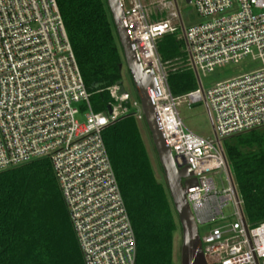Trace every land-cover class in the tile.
<instances>
[{
	"label": "built area",
	"instance_id": "obj_1",
	"mask_svg": "<svg viewBox=\"0 0 264 264\" xmlns=\"http://www.w3.org/2000/svg\"><path fill=\"white\" fill-rule=\"evenodd\" d=\"M120 2L138 68L154 80L149 100L164 145L174 165L189 170L182 183L195 182L185 197L204 260L264 264V222L252 225L245 219L221 144L264 128V0H190L203 22L187 29L172 3L167 19L150 22L141 0ZM175 22L199 87L179 97L168 88L167 69L155 48L159 38L178 31ZM247 57L263 68L201 87L200 75ZM106 93L110 102L104 114L91 105L56 0H0V172L47 160L82 262L136 264L133 226L103 134L120 119L140 122L144 115L121 85ZM199 102L213 127L209 140L179 118V105ZM217 173L227 183L222 191L213 182Z\"/></svg>",
	"mask_w": 264,
	"mask_h": 264
},
{
	"label": "trees",
	"instance_id": "obj_2",
	"mask_svg": "<svg viewBox=\"0 0 264 264\" xmlns=\"http://www.w3.org/2000/svg\"><path fill=\"white\" fill-rule=\"evenodd\" d=\"M90 102L97 112L110 102L106 88L121 81L122 51L105 0H56ZM167 84L179 97L197 89L186 49L176 33L155 43ZM185 63H184V62ZM223 144L248 224L264 222V130L229 137ZM226 139V140H228ZM136 242V264H175L173 234L180 230L134 118L103 134ZM0 264H84L66 207L47 160L0 172Z\"/></svg>",
	"mask_w": 264,
	"mask_h": 264
},
{
	"label": "water",
	"instance_id": "obj_3",
	"mask_svg": "<svg viewBox=\"0 0 264 264\" xmlns=\"http://www.w3.org/2000/svg\"><path fill=\"white\" fill-rule=\"evenodd\" d=\"M105 2L108 13L111 15L119 47L122 51L123 61L126 69L129 71L140 108H142L145 127H147L149 132L158 165H160L170 201L173 203L177 221L180 225L182 241L179 255L180 264H207L202 254L197 225L196 222H194L189 204L185 197L187 190L191 185H195V182L191 179L182 183V180L189 178V170L188 168H177L176 165H174L172 155L164 145L149 100V90L154 86V80L151 75L143 73L138 68L134 50H132L131 42L129 41L128 32L124 27V12L121 2L120 0H105ZM184 2L186 5L190 4V0H184ZM109 110L110 109H108V111Z\"/></svg>",
	"mask_w": 264,
	"mask_h": 264
},
{
	"label": "rangeland",
	"instance_id": "obj_4",
	"mask_svg": "<svg viewBox=\"0 0 264 264\" xmlns=\"http://www.w3.org/2000/svg\"><path fill=\"white\" fill-rule=\"evenodd\" d=\"M141 2L148 14V20L150 22H159L167 19L171 12L170 10L172 9L171 3L174 5V10H176L180 15L183 29H187L190 26H194L203 22V20L197 15V12L194 10L192 5H186L184 0H141ZM174 25L177 27L178 30L177 32H175L177 38L182 40L183 42L182 30L180 25H178L177 22H175ZM186 61L189 65L188 58L186 59ZM188 68H190L195 78L194 70L190 67V65ZM261 68L263 67L260 65V63L254 62L249 57H247L246 59H243L237 64H228L227 66L221 67L217 71V73L208 74L205 76L200 75L201 87H203L204 90H207L208 87L211 85L245 76L248 73L260 70ZM120 70L121 81L119 85H121V87L125 90V93L128 95L130 101L136 100V92L133 88L130 74L129 71L126 69L124 61L121 64ZM195 83L197 89H199L196 78ZM100 112L105 114L104 110ZM178 114L183 125L186 126V128L193 134L206 140L213 138V127L210 123V118L207 109L202 102L193 104L189 108L181 104L178 106ZM78 119L79 121H81L80 116L78 117ZM137 126L140 129L142 141L144 143V146H146L150 162L151 165H153L157 179L161 181V175L159 171V166L157 165L158 161L155 154V149L154 146H152L149 132L147 130V127H145V122H137ZM261 130H264V128H262ZM232 139L234 138L224 140L221 143L222 146L223 144L232 142ZM212 178L219 191H222L223 188H227V183L225 182V177L222 173L213 174ZM229 211L230 208H227L225 210L226 213H228ZM203 232L204 228H199V234L202 235ZM172 241V259L174 260L175 264H180L179 255L182 244L180 230H177L173 234Z\"/></svg>",
	"mask_w": 264,
	"mask_h": 264
}]
</instances>
